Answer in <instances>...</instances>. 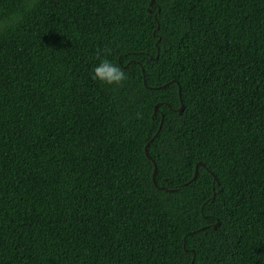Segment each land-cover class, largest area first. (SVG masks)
Returning a JSON list of instances; mask_svg holds the SVG:
<instances>
[{
    "label": "trees",
    "instance_id": "trees-1",
    "mask_svg": "<svg viewBox=\"0 0 264 264\" xmlns=\"http://www.w3.org/2000/svg\"><path fill=\"white\" fill-rule=\"evenodd\" d=\"M150 2L0 0V264H264V0Z\"/></svg>",
    "mask_w": 264,
    "mask_h": 264
},
{
    "label": "clouds",
    "instance_id": "clouds-1",
    "mask_svg": "<svg viewBox=\"0 0 264 264\" xmlns=\"http://www.w3.org/2000/svg\"><path fill=\"white\" fill-rule=\"evenodd\" d=\"M99 55L98 51L97 56ZM93 71V79H98L108 85L123 86V82L127 79L125 71L109 59L101 60Z\"/></svg>",
    "mask_w": 264,
    "mask_h": 264
},
{
    "label": "water",
    "instance_id": "water-1",
    "mask_svg": "<svg viewBox=\"0 0 264 264\" xmlns=\"http://www.w3.org/2000/svg\"><path fill=\"white\" fill-rule=\"evenodd\" d=\"M153 1L154 0H151V4L153 3ZM180 96V95H179ZM183 108H184V104L181 102V104H180V106H179V108H178V112L179 113H181L182 112V110H183ZM155 110H156V106H155ZM159 130V129H158ZM158 132V131H157ZM157 132L155 133V135L157 134ZM153 139V137L150 139V141ZM145 152H146V155H147V157L148 158H150V155H149V153H148V151H147V144H146V146H145ZM199 165H203V163L201 162V161H198L197 163H196V165H195V171H194V174H193V176H192V179H194L195 177H196V175H197V171H198V166ZM155 173H156V165H155V163H154V171H153V181H154V183L156 184V182H155V179H154V175H155ZM213 177H214V180H217V177L213 174ZM217 183H218V181H217ZM219 225V221H217L215 224H213V228H216L217 226Z\"/></svg>",
    "mask_w": 264,
    "mask_h": 264
}]
</instances>
